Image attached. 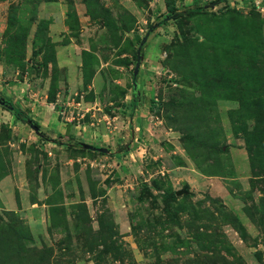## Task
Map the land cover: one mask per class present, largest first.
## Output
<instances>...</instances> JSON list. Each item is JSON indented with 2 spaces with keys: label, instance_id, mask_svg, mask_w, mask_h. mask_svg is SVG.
I'll list each match as a JSON object with an SVG mask.
<instances>
[{
  "label": "rangeland",
  "instance_id": "rangeland-1",
  "mask_svg": "<svg viewBox=\"0 0 264 264\" xmlns=\"http://www.w3.org/2000/svg\"><path fill=\"white\" fill-rule=\"evenodd\" d=\"M174 5L0 0L2 253L264 264V0Z\"/></svg>",
  "mask_w": 264,
  "mask_h": 264
},
{
  "label": "trees",
  "instance_id": "trees-1",
  "mask_svg": "<svg viewBox=\"0 0 264 264\" xmlns=\"http://www.w3.org/2000/svg\"><path fill=\"white\" fill-rule=\"evenodd\" d=\"M163 1H164V5H165L166 10L171 14V16L176 17V16H180L181 15V12H179V11L176 12V8H175V5H174L175 0H163ZM200 10H201L200 7L195 6L192 9L185 10V12L194 13V12H198ZM2 102H3L4 106H5L6 103L4 101H2ZM32 126L33 127H38V125L35 122H32ZM169 198H173V196L170 195ZM165 202L166 201H164V203ZM233 221L234 222H231V224L242 235V231L240 230L241 227L238 226L237 223H235L236 222L235 220H233ZM201 234H202V232L200 233V237H198V235H195L197 241L201 240ZM0 239H3L4 241H6L7 237L3 236ZM201 241H203V240H201ZM218 243H222V242L215 235L209 241V243H207L205 245H201L200 248L202 250H206V249L210 250L209 248H211L212 251L214 250L215 252H219L220 249L218 250V248H217L218 247ZM1 250L2 249H0V264H46L47 263V261L44 259L45 258V254H46L45 251L43 253V251H40V250H37V249H34V248H27V249H23V250L19 249V251L17 250L15 255H10L9 253L8 254L2 253ZM46 258H48V257L46 256ZM174 264H177V263H174ZM203 264H221V263L218 260L216 261L214 258L212 259V258L209 257L207 259L206 263H203ZM222 264H241V263L237 262L236 259H233V260H230V261H225Z\"/></svg>",
  "mask_w": 264,
  "mask_h": 264
},
{
  "label": "crops",
  "instance_id": "crops-1",
  "mask_svg": "<svg viewBox=\"0 0 264 264\" xmlns=\"http://www.w3.org/2000/svg\"><path fill=\"white\" fill-rule=\"evenodd\" d=\"M57 124H53L52 125V127H56V134H59L60 136H62V137H66L68 134H71V135H75L76 134V132H75V130L74 129H72L69 125H68V123H64V122H60V123H58V122H56ZM61 124H63V125H61ZM49 128H51V127H49ZM37 130L39 131V130H44L42 127L40 128V129H38V127H37ZM44 132V131H43ZM49 134H51V133H49Z\"/></svg>",
  "mask_w": 264,
  "mask_h": 264
},
{
  "label": "water",
  "instance_id": "water-1",
  "mask_svg": "<svg viewBox=\"0 0 264 264\" xmlns=\"http://www.w3.org/2000/svg\"><path fill=\"white\" fill-rule=\"evenodd\" d=\"M0 103L3 104L2 101H0ZM8 108H10V106H8ZM33 129H34V130H37V127H34ZM89 148H90V149L92 148V149H94V150H96V151H99V152H106V151H107V149L104 148V147H91V146H89Z\"/></svg>",
  "mask_w": 264,
  "mask_h": 264
}]
</instances>
